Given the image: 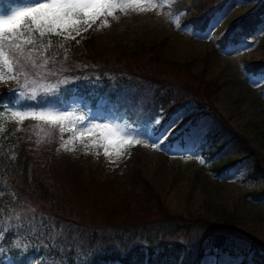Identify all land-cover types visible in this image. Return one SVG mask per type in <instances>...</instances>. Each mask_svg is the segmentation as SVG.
<instances>
[{
	"label": "rangeland",
	"instance_id": "obj_1",
	"mask_svg": "<svg viewBox=\"0 0 264 264\" xmlns=\"http://www.w3.org/2000/svg\"><path fill=\"white\" fill-rule=\"evenodd\" d=\"M137 1L110 0L114 7L87 23L80 21L76 26L79 35L73 28L43 36L35 30L31 33L63 44L72 41L82 44L89 34H94L98 48L112 56L118 53L119 46L133 49L140 44L147 50V46L153 43L158 46L167 40L163 44V57L167 61L179 65L194 62V73L205 69L208 81L219 80L222 88L213 104L221 119L190 104L175 114L162 111L154 120L158 123L153 121L145 131L131 129L97 93L76 90L61 107L7 109L0 113V131L11 128L8 146L13 142L12 149L18 151L22 141L29 143L36 160L45 168L47 185L58 193L64 190L67 193L64 199L79 211L86 207L83 197H87L92 185L106 183L114 193L112 208L118 206L145 215L156 210L157 195L174 214L192 213L213 221L222 219L224 212L234 214L242 225L254 228L264 238V196H256L264 193V179L253 181L256 159L247 157L252 151L264 157V75L253 76L244 67L249 61H264V17L258 33L249 42L224 49L219 45L222 35L256 11L263 0H229L222 10L211 13L205 31L188 24V20L191 15L201 14V6L208 0L143 1H150L147 10L152 4L178 9L175 14L163 12L160 19L146 9L137 15L133 9ZM34 2L11 0L8 12ZM90 85L99 87L100 83L94 81ZM3 87L15 88L16 78L0 52V89ZM17 112L52 113L66 119L57 122L31 116L21 119ZM194 120L197 122L193 123ZM109 128L118 136L138 139L140 143L109 144L106 139L110 137ZM234 159L240 161L230 171L221 174L215 171L220 164ZM12 196L0 192V204ZM7 259L0 253V264H8ZM242 261L215 251L202 264H242ZM247 264L254 263L249 259Z\"/></svg>",
	"mask_w": 264,
	"mask_h": 264
},
{
	"label": "trees",
	"instance_id": "obj_2",
	"mask_svg": "<svg viewBox=\"0 0 264 264\" xmlns=\"http://www.w3.org/2000/svg\"><path fill=\"white\" fill-rule=\"evenodd\" d=\"M228 1L208 0L188 24L205 31L211 13ZM10 2L0 0V14L9 11ZM263 17L264 0L222 35L220 47L249 42ZM33 38L35 44L26 43ZM18 42L19 48L12 43L0 48L16 78L15 88L0 89V113L63 106L79 90L98 93L131 129L145 131L162 111L171 115L190 104L221 119L213 104L222 88L219 80L208 81L205 69L194 73V62L167 61L163 57L167 40L147 50L140 44L133 49L119 46L114 56L98 48L94 34L82 44L49 42L33 32ZM244 67L253 76L264 75L263 60L246 62ZM94 81L100 86L90 85ZM10 130L0 131V192L13 195L0 204V253L8 264H202L215 251L242 258V264L249 259L264 264V238L234 214L224 212L219 221L192 213L178 215L156 195V210L140 216L127 208H112L114 193L106 183H94L83 197L86 207L77 210L64 199V190L58 193L47 185L45 168L29 143L22 141L18 151L12 149L13 142L8 146ZM253 156L252 179L258 181L264 179V157L256 151L247 155ZM239 161L228 160L215 171L226 173Z\"/></svg>",
	"mask_w": 264,
	"mask_h": 264
},
{
	"label": "snow or ice",
	"instance_id": "obj_3",
	"mask_svg": "<svg viewBox=\"0 0 264 264\" xmlns=\"http://www.w3.org/2000/svg\"><path fill=\"white\" fill-rule=\"evenodd\" d=\"M114 6L110 0H35L34 4L0 14V48L5 43L15 44L19 48V39L24 36L26 31L30 36L31 30H35L40 36H43L45 33L58 34L61 31L67 32L70 28H73L76 29V35H79L80 32L76 26L82 19L87 23L88 20H92ZM84 30L86 31L87 28ZM26 43L35 44V39H27ZM15 114L20 116L21 119L28 116L52 122L66 119L63 115L46 114L44 112H17ZM153 123H158V121ZM108 131L110 137L106 139L109 144L118 142L140 143L138 139L133 140L131 137L118 136L111 128ZM163 139L154 144H159ZM105 154H108L107 149H105Z\"/></svg>",
	"mask_w": 264,
	"mask_h": 264
},
{
	"label": "bare ground",
	"instance_id": "obj_4",
	"mask_svg": "<svg viewBox=\"0 0 264 264\" xmlns=\"http://www.w3.org/2000/svg\"><path fill=\"white\" fill-rule=\"evenodd\" d=\"M143 1L145 0H140V1L138 0L137 4L133 6V9L136 11L137 15L139 14V11H143L146 9V11H148L150 14L153 13L152 14L153 17L160 19L161 17H163V12H170L171 14H175L178 12V9L173 10L170 6L165 5L163 7L158 8L154 4L148 5L150 6V9L147 10L148 7L146 6V4L150 3V1H146V2Z\"/></svg>",
	"mask_w": 264,
	"mask_h": 264
}]
</instances>
